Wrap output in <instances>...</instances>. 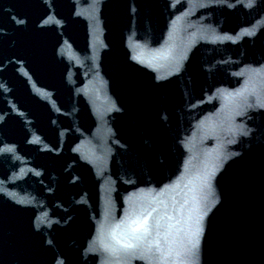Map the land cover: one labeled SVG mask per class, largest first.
<instances>
[{
  "label": "water",
  "instance_id": "water-1",
  "mask_svg": "<svg viewBox=\"0 0 264 264\" xmlns=\"http://www.w3.org/2000/svg\"><path fill=\"white\" fill-rule=\"evenodd\" d=\"M0 264H264V0H0Z\"/></svg>",
  "mask_w": 264,
  "mask_h": 264
}]
</instances>
